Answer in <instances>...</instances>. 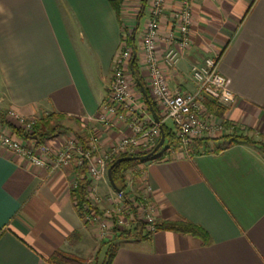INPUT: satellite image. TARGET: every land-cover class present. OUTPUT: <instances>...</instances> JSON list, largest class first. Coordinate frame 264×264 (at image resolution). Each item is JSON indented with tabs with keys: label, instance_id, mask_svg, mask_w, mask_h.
Instances as JSON below:
<instances>
[{
	"label": "crops",
	"instance_id": "0c3cea01",
	"mask_svg": "<svg viewBox=\"0 0 264 264\" xmlns=\"http://www.w3.org/2000/svg\"><path fill=\"white\" fill-rule=\"evenodd\" d=\"M112 1L0 0L3 119L9 111L35 121L60 117L58 133L43 141L54 150L75 133L86 141L98 133L103 148L127 133L116 116H107L106 127L96 118L107 99L112 59L125 46L123 29L130 34L136 25L143 74L140 39L147 3L137 19L141 0H124L120 24ZM178 3L166 0L158 55L167 47L170 13ZM191 18L189 48L174 69L163 68L169 89L193 93L191 64L217 57L235 101L216 118L221 132L204 142L205 152L158 156L137 167L151 189L156 221L190 223L206 240L170 231L121 239L110 264H264V156L250 144L224 148L222 139L248 130L264 141V0H194ZM131 90L137 115L152 118L135 85ZM5 122L15 135V122ZM72 181L70 169H39L0 147V264H48L58 250L86 258L93 239L73 209Z\"/></svg>",
	"mask_w": 264,
	"mask_h": 264
},
{
	"label": "built area",
	"instance_id": "2783aa9c",
	"mask_svg": "<svg viewBox=\"0 0 264 264\" xmlns=\"http://www.w3.org/2000/svg\"><path fill=\"white\" fill-rule=\"evenodd\" d=\"M193 1L179 0L178 7L171 11V30L167 37V47L161 55L157 54L156 42L159 20L165 10L166 0L146 2L148 17L140 39L142 76L148 95L161 118L157 123L150 117L137 115L138 106L129 85L127 71L131 50L125 46H122L112 59L107 99L102 106V113L96 118L105 127L110 125L107 116H116L118 120L126 123L127 133L109 147H102L98 133H92L84 146L80 145L74 136H69L58 150L44 143L37 144L32 139L23 143L10 132L5 119L14 121L16 129L27 135L32 133L36 121L25 119L13 111L7 112L4 119L0 118V147L24 157L39 169L51 172L70 169L73 174L70 191L76 187L77 171L85 167L89 179L86 188L87 213L81 220L90 226L95 224L97 232L103 235L101 239L110 240L113 230L122 231L133 220H142L147 233L155 231L156 223L155 206L150 199L151 189L144 184L141 176L143 194L136 204H133L134 200H128L127 204L121 192L112 191L108 196L98 195L97 186L108 182V165L122 155L149 152L159 139L160 125L167 120L171 121L175 128L180 144L179 152L186 156L187 147L193 140L211 138L221 132L216 118L204 111L203 98H210L223 108H229L235 101L226 79L218 71L217 57L204 58L191 64L189 74L195 87L193 93H185L181 89L170 90L168 87L163 68L174 69L183 52L189 48ZM105 206L109 209H104ZM99 207L103 208L102 213L97 210Z\"/></svg>",
	"mask_w": 264,
	"mask_h": 264
},
{
	"label": "trees",
	"instance_id": "16d2710c",
	"mask_svg": "<svg viewBox=\"0 0 264 264\" xmlns=\"http://www.w3.org/2000/svg\"><path fill=\"white\" fill-rule=\"evenodd\" d=\"M124 0H115L112 1L111 7L114 11V14L119 21L120 24V8ZM146 0H141L140 2V11L137 14V19H140L142 16V10L145 6ZM138 20H136L137 22ZM136 25V23H135ZM134 25V27H135ZM137 30L136 27L131 31L130 34H127L126 29H123V32L126 33V36H121V40L125 42V47H128L131 50V56L130 59L127 62V71L128 74L131 76V81L133 85H135L137 91L139 92L141 99L146 107V110L150 113H154L158 120H160V116L155 108V104L150 99L148 92L146 90V84L144 82L143 77L140 75L138 71V55H137V49L136 44L134 41V35ZM203 107L207 110L208 114L215 118H221L223 116V113L225 112V109L219 105L216 104V102L210 98L204 97L202 101ZM0 118H2L0 116ZM60 120V117H55L53 115H46L36 120V122L33 125V130L30 135L24 134L21 130L12 128L14 134L23 139V140H29L31 137H35V143H43L45 140H49L53 138L59 131L58 127V121ZM160 130L162 134L164 135V143L163 146L154 153L150 157H145L149 152L143 153V154H137V155H122L118 158L114 159L108 167L113 164V162L119 158H123L126 156H140L142 157L138 161H131V162H121L117 165H115L111 169V178L115 186L121 190V193L124 196H126V181H125V174L133 169L136 166L141 165L144 162L151 161L155 159L158 156H161V158L169 159L171 156L175 153H178L180 151V144L176 137V132L174 126L169 127L164 122L160 125ZM74 137L79 142L80 145L84 146L86 144L85 136H78L77 134H74ZM160 138V136H159ZM222 139L226 140L227 143L224 146H231V145H237V144H250L256 146L261 153L264 156V141L262 140H255L248 130L244 131H234L231 134H226L225 136H222ZM159 140V139H158ZM157 140V142H158ZM210 140V138H202L193 140L187 147V155L190 154H199L206 151V146L204 142ZM156 142V143H157ZM156 145V144H155ZM220 149H216L215 151L218 152ZM139 173V172H138ZM77 180H76V187L70 191V198L72 202L73 209L77 213L80 219L83 218V215L87 213V210H85L87 201H86V188L89 184V179L86 174L85 167L80 168L77 171ZM136 175V178H140V175L137 173H134L132 176ZM155 231H170V232H177V233H183L188 234L193 237L200 238L201 240H206V235L203 232V230L195 225H192L187 222H164V221H156L154 225ZM75 235V234H74ZM149 233L145 232L144 225H142L138 221H134L131 223V226L129 229H125L122 231H116L113 230V236L108 241H103L101 243V246H106V252L105 256L102 260V262H97L93 259V263H90V260L85 261L82 258L67 254L63 251H56L54 252L47 260L46 262L48 264H110L111 260L114 257V254L117 250V243L121 239H128V238H138V237H147ZM100 246V247H101Z\"/></svg>",
	"mask_w": 264,
	"mask_h": 264
},
{
	"label": "rangeland",
	"instance_id": "374dc122",
	"mask_svg": "<svg viewBox=\"0 0 264 264\" xmlns=\"http://www.w3.org/2000/svg\"><path fill=\"white\" fill-rule=\"evenodd\" d=\"M143 20H144V18H143ZM142 21L140 22V25H141ZM128 79H129V85L132 88L133 83L131 81V76L129 74H128ZM166 125L170 126V127L173 126L171 121H169V120L166 121ZM75 134H77L78 136L82 135V133H75ZM79 134H81V135H79ZM138 168L139 167L136 166L125 174L126 196H124V199L126 200L127 204H128V200H134L133 204H136L137 201L138 202L140 201L139 198H141L142 194H143V185L141 183V179L136 178V175L134 176V178L132 176L134 173L138 174V171H139ZM107 190H109L110 193L113 191L112 188L110 187V185L108 184V182L102 183L101 185L97 186V193L100 196H108ZM133 208L135 211V207H133ZM102 209H103L102 207L97 208L99 213H102ZM104 209H109V208H108V206H105ZM140 215H139V218H140ZM141 219H142V217H141ZM133 222H134V220L132 222H130L129 225H127V227L125 229H129L131 226V223H133ZM138 222H140L142 225H144V229H145V227H146L145 223H143L142 220L140 221V219H138ZM88 226H89L88 227L89 234L93 240L88 241L89 245H90V247L88 249L90 252L85 256L86 258H84V260L85 261L90 260V263H93V259L95 261H97L98 263L102 262V260L105 256L106 246L105 245L101 246V243L103 241H108V240L107 239H101V238H103V235H100V233L97 232V229H96L97 226L95 224L93 226H90V225H88Z\"/></svg>",
	"mask_w": 264,
	"mask_h": 264
},
{
	"label": "water",
	"instance_id": "95a60500",
	"mask_svg": "<svg viewBox=\"0 0 264 264\" xmlns=\"http://www.w3.org/2000/svg\"><path fill=\"white\" fill-rule=\"evenodd\" d=\"M151 113V117L153 119L154 122H158V119L157 117L155 116L154 113L150 112ZM32 140H35L36 138L35 137H31ZM163 143H164V135L162 134L161 130H160V138L158 140V142L156 143V145L152 148L151 152H149V154H147L145 157H150L152 156L154 153H156L157 151H159V149L163 146ZM142 157L140 156H126V157H123V158H119L117 160H115L113 162V164H111L110 167H108L107 169V179H108V183L110 185V187L112 188V190L116 193H120L121 190L118 189L115 184L113 183L112 181V178H111V169L121 163V162H131V161H138L140 160Z\"/></svg>",
	"mask_w": 264,
	"mask_h": 264
}]
</instances>
